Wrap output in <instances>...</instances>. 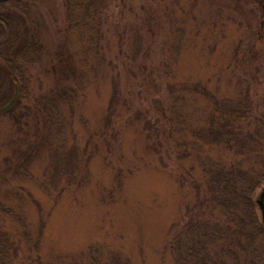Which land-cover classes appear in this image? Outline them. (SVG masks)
I'll return each mask as SVG.
<instances>
[{"label":"rangeland","instance_id":"374dc122","mask_svg":"<svg viewBox=\"0 0 264 264\" xmlns=\"http://www.w3.org/2000/svg\"><path fill=\"white\" fill-rule=\"evenodd\" d=\"M25 1L41 58L21 104L0 115V198L12 209L0 213L1 228L19 247L9 264H88L94 250L131 264H174L170 228L192 188L151 132L162 122L178 130L176 156L196 158L194 165L198 155L224 159L246 144L240 139L227 150V140L200 136L220 124L218 101L248 95L264 108V0ZM110 41L124 52L128 72L113 118ZM98 43L106 44L105 61ZM89 55L95 59L82 60ZM72 58L85 71L83 101L71 109L63 98L49 117L45 96L69 85ZM11 87L3 101L9 87L0 77V107Z\"/></svg>","mask_w":264,"mask_h":264},{"label":"trees","instance_id":"16d2710c","mask_svg":"<svg viewBox=\"0 0 264 264\" xmlns=\"http://www.w3.org/2000/svg\"><path fill=\"white\" fill-rule=\"evenodd\" d=\"M31 7L32 5L25 0L0 1V77L4 76L9 87L3 93V101L10 95L12 85L18 87L19 95L26 96L28 82L33 77L31 65L41 58L36 57L39 45L28 22L34 13ZM98 44L104 49L102 61L107 60L106 44L109 47L108 54L113 55L107 61L111 67L113 81L109 110V115L113 118L117 117L120 109L124 91L123 75L128 73L120 61L124 52L116 48L111 41ZM137 45V51H134L141 54V42H137ZM58 56L60 63L64 64L65 57ZM133 58H136L135 55ZM94 59L95 57L89 55L82 60ZM142 61L143 59L136 60L138 65ZM68 67V70H71L66 76L69 85L60 92L58 87L52 89V93L45 96L43 112L49 117L58 114V102L63 98L71 109L83 101L85 87L82 79L85 71L78 67L77 61L73 58ZM149 85L150 91L154 93L153 88L156 85L154 83ZM157 102L158 100L154 99L155 105ZM20 104L21 101L17 100L13 107L0 115L13 114ZM217 104L225 108L223 118L219 116L220 124L213 126L212 135L205 134L200 138H210L213 143L227 140V143L232 144L226 146L227 150L232 148L233 142L235 144L240 139L246 141V144L236 152L232 154L226 152L228 157L224 159L198 155L197 163L194 165L192 163L196 158L193 162L184 160L186 154L176 156V145H181L180 134H174L179 133L178 130L170 128L166 131L162 122V125L155 126L151 132L157 139L154 142L159 144L163 152H169L171 158L176 161L178 175L186 181L187 187L192 188L187 193L188 196H183L184 211L170 228L168 240L170 260L174 264H264V224L257 199L254 197L256 188L264 182V146L251 145L254 141L264 144V108L259 112L257 109L259 101H253L248 95L243 102L225 99L218 101ZM217 114L218 112L212 113V117ZM15 119L19 120V117L16 116ZM171 119L174 120L173 117ZM245 128L246 132L243 131ZM154 142L151 147L156 150ZM3 179L0 174V184ZM11 210L0 198V213L10 214ZM2 224L3 219L0 217V264H9L17 255L19 247L12 241L11 235L1 228ZM99 252L98 250L90 252L91 261L88 264H131L118 253L104 259Z\"/></svg>","mask_w":264,"mask_h":264},{"label":"water","instance_id":"95a60500","mask_svg":"<svg viewBox=\"0 0 264 264\" xmlns=\"http://www.w3.org/2000/svg\"><path fill=\"white\" fill-rule=\"evenodd\" d=\"M0 1H8V0H0ZM17 100H18V90L16 89L12 99L8 103L0 107V112H4L10 109L17 102ZM257 203L260 209L261 219L264 224V187L259 193V196L257 197Z\"/></svg>","mask_w":264,"mask_h":264}]
</instances>
